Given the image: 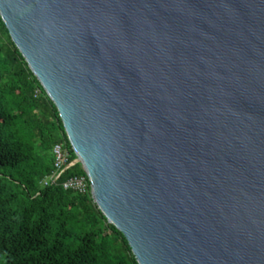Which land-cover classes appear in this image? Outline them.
<instances>
[{
    "label": "water",
    "instance_id": "95a60500",
    "mask_svg": "<svg viewBox=\"0 0 264 264\" xmlns=\"http://www.w3.org/2000/svg\"><path fill=\"white\" fill-rule=\"evenodd\" d=\"M0 16L138 264H264V0H0Z\"/></svg>",
    "mask_w": 264,
    "mask_h": 264
},
{
    "label": "trees",
    "instance_id": "16d2710c",
    "mask_svg": "<svg viewBox=\"0 0 264 264\" xmlns=\"http://www.w3.org/2000/svg\"><path fill=\"white\" fill-rule=\"evenodd\" d=\"M58 144L76 159L57 107L0 16V264H138L91 190L42 186ZM84 175L76 164L61 181Z\"/></svg>",
    "mask_w": 264,
    "mask_h": 264
},
{
    "label": "built area",
    "instance_id": "2783aa9c",
    "mask_svg": "<svg viewBox=\"0 0 264 264\" xmlns=\"http://www.w3.org/2000/svg\"><path fill=\"white\" fill-rule=\"evenodd\" d=\"M53 155L55 169L50 175L43 179L41 183L42 186L48 187L59 183L66 191L87 194L91 190L92 194L91 182L86 174L84 176L69 177L61 181L64 173L76 165V159L71 160V155L68 150L63 145L58 144L53 148Z\"/></svg>",
    "mask_w": 264,
    "mask_h": 264
}]
</instances>
